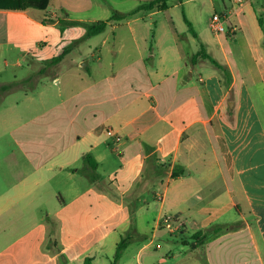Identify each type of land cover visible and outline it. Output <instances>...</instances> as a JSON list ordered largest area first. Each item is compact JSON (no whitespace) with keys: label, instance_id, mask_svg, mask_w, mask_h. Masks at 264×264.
I'll return each instance as SVG.
<instances>
[{"label":"crops","instance_id":"1","mask_svg":"<svg viewBox=\"0 0 264 264\" xmlns=\"http://www.w3.org/2000/svg\"><path fill=\"white\" fill-rule=\"evenodd\" d=\"M229 1L221 12L226 32L196 29L195 37L189 27V34L173 28L168 43L160 47L156 40L151 58L139 49L111 71L103 67L101 73L82 68L69 53L54 65L49 59H35L36 69L48 67L45 89L0 90V100L9 91L23 90V97L15 100L20 114L7 115L11 146L0 155V264H57L63 255L70 259L67 264H98L104 256L106 264H112L117 234L130 231L135 221L126 212V203H118L101 184L103 167L112 170L123 194L140 185L145 171L164 177L165 192H154L163 204L168 183L175 181L177 206L169 213L183 223L178 233L187 229L188 216L194 225L200 223L196 232L222 227L203 241H176L188 244L195 264H264V28L259 20L264 0ZM43 11L59 16L51 7ZM42 16L29 8L0 9V73L11 63L24 67L22 57L33 51L20 54L28 46L25 39L58 24L44 23ZM233 26L236 31L231 33ZM47 43L41 39L37 44ZM201 43L232 71L228 89L226 78L209 61L194 64ZM138 77L141 82L134 83ZM64 78L75 83H64ZM19 79L0 80V87ZM231 89L235 100H228ZM228 103L235 107V125L225 116ZM111 128L122 136L120 141L108 134ZM201 162L208 178L203 192L210 200L195 205L179 187ZM179 165L185 171L174 177ZM223 194L241 212L246 205L244 228L228 232L227 224L216 223L223 214L216 208L224 203ZM50 202L54 210L46 217L38 215ZM163 204L151 239L139 254L166 228ZM51 220L60 225V245L58 240L46 245L52 237ZM137 222L133 231L143 236L145 228L139 229ZM15 225L30 228L12 236L9 227ZM111 237L115 249L107 248ZM166 256L172 261L167 264L188 263H180L171 247ZM121 260L118 264H124Z\"/></svg>","mask_w":264,"mask_h":264},{"label":"rangeland","instance_id":"2","mask_svg":"<svg viewBox=\"0 0 264 264\" xmlns=\"http://www.w3.org/2000/svg\"><path fill=\"white\" fill-rule=\"evenodd\" d=\"M148 0H54V6H50L52 10H56L59 16L66 17L67 12L69 13V19L80 21L76 24H65L58 22L54 27L47 31H37L33 37H27L25 42L28 46L20 49V54H23L25 50H33L30 55L22 57L24 67H18L11 63L5 72L0 73V80L12 81L16 77L20 79L16 82L11 83L10 90L16 88L14 86H22L25 90L37 91L45 89L43 81L46 80L48 74V67L42 69H36L33 65V60L39 59H51L58 55L62 50L68 49L69 57L75 59L82 68L94 69L96 72L101 73L102 68L104 70L111 71L115 68V63L120 64L125 59L133 57L135 53L142 49L149 58H151V46H156V40L159 42L160 47L169 42V31L170 29L177 28L181 34H189L188 24L184 19V13L187 14L189 19L194 23L195 28L198 31H214L212 28V16L215 12L221 13L226 10L225 2L230 6L229 0H196L186 1L184 0H169V8L166 10H159L153 12L152 10H141L135 15H128L125 18L118 19L122 14H128L129 11L137 7L139 4L147 2ZM49 7V8H50ZM34 13L41 15H52L42 13L43 10L36 8H29ZM67 12H66V11ZM65 11V12H64ZM53 16V15H52ZM40 17V16H39ZM97 20H111V24L108 29L99 34L92 36L88 35V25ZM211 26V28H210ZM37 29V28H35ZM41 39H47V45L42 47L38 46V42ZM156 52V50H155ZM161 53V48L158 50V54ZM21 56V55H20ZM86 63V64H85ZM65 64L60 66V72L63 70ZM59 70L57 66L56 70ZM32 77L31 81L27 78ZM123 77V76H122ZM194 79L200 85L201 82L197 75ZM64 83H75V80L64 78ZM137 84L140 81L138 77ZM55 89L59 86L55 84ZM23 97V90L9 91L4 100H0V155L7 152L11 146L10 134L8 133V126L10 123L6 122L8 114L15 113L20 114L18 108L15 106V100ZM7 106H12L3 112V109ZM9 111V112H8ZM6 113V114H5ZM121 149V148H120ZM117 165L120 164L117 159V154L114 155ZM1 171V166H0ZM102 173L101 184L105 189L113 194L115 200L120 203L124 202L127 205L126 212L132 217L133 222L138 221L141 227L145 228L142 235L136 236V232L133 231L137 224L133 223L130 231H122L118 236V243L122 238L127 239V247L124 249L123 257L121 262L124 264H140L142 261L144 264H167L172 262L166 256L168 247H171L177 254L180 263L189 264L194 263V258L190 259L188 252L190 247L188 244L177 243L176 241H182L183 239L192 242L196 241L194 236L196 230L200 228V223L197 225L193 224L191 217H187V229L184 232L178 233V231H171L168 228H164L160 231L158 238L153 246L147 248L139 254L141 246L148 243L151 239L153 231L154 220L157 218L158 213L162 206V199L158 198L154 193L165 192L167 183L164 177L154 176L149 171H145L141 179L140 185L134 187L131 192L123 194L118 181L112 170L103 167L99 170ZM205 166L204 164L197 163L193 168V171L185 183L181 184L179 188L184 190V193L189 197V203L203 205L205 202L210 200L207 198L203 189L208 184V178L205 177ZM2 178L0 177V185ZM169 184V191L166 195L164 202V213L173 215L171 208L176 209L177 196L176 191L178 185L175 181ZM1 187V186H0ZM67 195V191L65 192ZM206 195V196H205ZM223 202L217 204L216 208L223 211V214L218 217L216 223L227 224L226 231L232 232L240 230L245 227V217L242 212L247 214L248 210L245 204H242L243 211L231 204L227 199V194H223ZM207 198V199H206ZM213 204H210L211 210ZM215 208V207H214ZM52 203L45 205L41 210L38 211V215L46 217L48 212H52ZM106 210H104L105 212ZM164 214V215H165ZM50 218V217H48ZM229 222V223H227ZM51 224V238L46 242V245H53L55 240H58L60 245V225L57 221H50ZM58 225V226H57ZM233 225V226H232ZM1 227V226H0ZM29 225H15L9 227V233L14 235L22 234L26 232ZM114 235V234H113ZM116 235V234H115ZM107 248L115 249L114 239L111 237L107 241ZM118 246V244H117ZM81 247V246H79ZM77 251L80 248H76ZM92 251V250H91ZM167 259L169 261H167ZM68 255H63L57 259V264H67L69 261ZM186 261V262H185ZM72 264H79L78 261L72 262ZM98 264H106V256L100 258Z\"/></svg>","mask_w":264,"mask_h":264},{"label":"trees","instance_id":"3","mask_svg":"<svg viewBox=\"0 0 264 264\" xmlns=\"http://www.w3.org/2000/svg\"><path fill=\"white\" fill-rule=\"evenodd\" d=\"M169 0H148L147 2L139 4L137 7L132 9L128 12V14H122L118 19L125 18L128 15H135L141 10H166L169 8L168 4ZM50 6H52V0H0V9H28V8H36L39 10H46ZM47 14V13H46ZM68 13L66 14V17L64 16H52V15H43L41 17V21L44 23H62L65 24H76L80 21L69 19ZM184 19L186 23L188 24V27L190 31L193 33L195 37H199V34L193 24V22L189 19L187 14L184 13ZM260 24L264 28V13H261L259 16ZM111 24V20H97L88 25V35L92 36L95 34L103 33L105 32L109 25ZM154 44H152L151 48L153 49ZM69 53L68 49H65L62 53L56 55L55 57L48 60L49 65H54L60 63L63 58ZM207 60L209 61L225 78L226 82H224V86L226 89H228L232 83L233 75L232 71L229 69L228 66L220 62L217 58H215L209 51L207 50L204 43H201L200 50L194 55L193 62L194 64H197L198 60ZM47 67V66H46ZM45 67V68H46ZM32 77H29L26 79L31 81ZM15 84V83H13ZM10 84H3L0 87V90H7L11 87ZM228 100H235V94L234 89H231L230 94L228 95ZM225 116L227 121L231 125L236 124V111L235 107L231 106L229 103L226 105L225 110ZM185 171L184 166L179 165L176 170L173 173L174 177L179 176L180 174H183ZM222 230V227L220 225H213L209 228L199 230L194 234L196 239H200V241L205 240L207 237H209L211 234H218ZM127 239L122 238V240L118 243L117 250L115 253V257L112 261V264H118L120 259L123 256L124 249L127 247Z\"/></svg>","mask_w":264,"mask_h":264},{"label":"built area","instance_id":"4","mask_svg":"<svg viewBox=\"0 0 264 264\" xmlns=\"http://www.w3.org/2000/svg\"><path fill=\"white\" fill-rule=\"evenodd\" d=\"M243 1V0H238ZM212 28L217 33L226 32L228 30L226 19L221 13H214L212 16ZM236 31V27L231 28V33ZM108 134L116 138L117 141L122 139V136L119 135L114 129H108ZM118 148V146L116 147ZM162 224L171 231H179L182 228L183 223L176 219L174 215L165 214L162 217Z\"/></svg>","mask_w":264,"mask_h":264},{"label":"water","instance_id":"5","mask_svg":"<svg viewBox=\"0 0 264 264\" xmlns=\"http://www.w3.org/2000/svg\"><path fill=\"white\" fill-rule=\"evenodd\" d=\"M230 103H231V105H233V104H234V102H233V101H231Z\"/></svg>","mask_w":264,"mask_h":264}]
</instances>
